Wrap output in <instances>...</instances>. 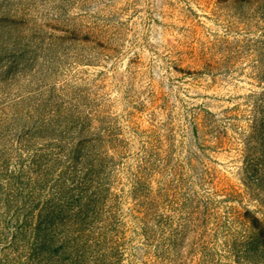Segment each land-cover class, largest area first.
<instances>
[{"label":"rangeland","instance_id":"rangeland-1","mask_svg":"<svg viewBox=\"0 0 264 264\" xmlns=\"http://www.w3.org/2000/svg\"><path fill=\"white\" fill-rule=\"evenodd\" d=\"M0 264H264V0H0Z\"/></svg>","mask_w":264,"mask_h":264}]
</instances>
